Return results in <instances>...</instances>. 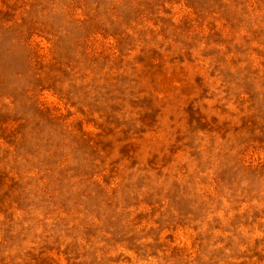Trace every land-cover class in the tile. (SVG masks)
<instances>
[{
	"label": "rangeland",
	"instance_id": "obj_1",
	"mask_svg": "<svg viewBox=\"0 0 264 264\" xmlns=\"http://www.w3.org/2000/svg\"><path fill=\"white\" fill-rule=\"evenodd\" d=\"M0 264H264V0H0Z\"/></svg>",
	"mask_w": 264,
	"mask_h": 264
}]
</instances>
